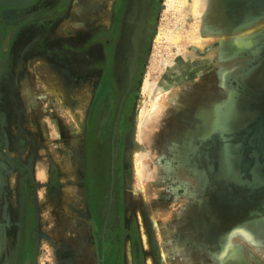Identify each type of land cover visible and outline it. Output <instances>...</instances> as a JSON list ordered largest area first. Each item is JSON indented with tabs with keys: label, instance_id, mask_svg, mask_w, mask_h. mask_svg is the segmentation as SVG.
<instances>
[{
	"label": "rangeland",
	"instance_id": "obj_1",
	"mask_svg": "<svg viewBox=\"0 0 264 264\" xmlns=\"http://www.w3.org/2000/svg\"><path fill=\"white\" fill-rule=\"evenodd\" d=\"M113 2L70 0L40 49L27 52L24 37L17 39L14 61L36 95L39 66L60 63L47 50L62 48L70 55L76 19L95 29L107 26ZM158 2L144 68L127 110L120 167L126 234L114 264H264V0ZM23 13L22 6L0 9L5 47ZM171 68L180 78L138 126L140 104L154 97L145 82L158 85ZM59 70L62 102L56 116L63 133L51 134V119L48 126L44 118L40 123L38 102V126L30 128L28 121L26 126L33 142L61 144L57 151L39 150V166L30 168L47 181L53 159L63 153L80 156L83 174L93 93L90 80L79 84L66 68ZM41 128L47 133L40 134ZM1 171L6 183L0 186V264H11L18 185L15 171L2 166ZM63 185L52 196L49 188L36 191L42 204L33 264H94L84 205L80 211L68 205L81 202L84 191L70 182Z\"/></svg>",
	"mask_w": 264,
	"mask_h": 264
},
{
	"label": "flooded vegetation",
	"instance_id": "obj_2",
	"mask_svg": "<svg viewBox=\"0 0 264 264\" xmlns=\"http://www.w3.org/2000/svg\"><path fill=\"white\" fill-rule=\"evenodd\" d=\"M69 2L32 0L23 5V15L14 22L19 23L18 30L8 38L6 47L0 43V51L7 50V54H0V186L6 183L1 166L16 172L18 185L17 217L11 222L16 229L11 264H33L32 245L38 225L36 191L41 186L30 169L39 155V144L32 141L33 132L25 126V117L20 112L19 83L25 75L14 61L17 39L24 37L27 52L40 49L48 33L65 17ZM158 3V0H114L109 25L95 29L85 19H76L79 28L75 30L72 46L67 48L70 55L61 53L62 48L47 50L57 55L60 63L55 62L62 72L66 68L79 84L90 80L93 89L86 117L84 170L80 180L84 191L81 213L87 219L94 264H114L126 234L120 167L128 128L127 110L144 68ZM125 91L128 92L117 114L120 94ZM40 134H46V130L41 128ZM8 142L11 150L7 151ZM60 145L57 143L56 150L61 149ZM57 162L58 165L52 164L54 168L46 182L50 195L57 192V175L63 164L72 166V158Z\"/></svg>",
	"mask_w": 264,
	"mask_h": 264
},
{
	"label": "crops",
	"instance_id": "obj_3",
	"mask_svg": "<svg viewBox=\"0 0 264 264\" xmlns=\"http://www.w3.org/2000/svg\"><path fill=\"white\" fill-rule=\"evenodd\" d=\"M42 66H39V72H41L42 76L39 79V96L36 95V93L34 91H32L31 85L29 83V80H26L25 78L22 79L19 83V102L21 104L20 106V112L23 115V117H25V119L23 118V120L25 121V126H27V123L29 122V127L33 128V127H37L38 126V122H37V110L35 109L34 103H39V107L38 110L40 112L39 115V120L40 123L42 122L43 118L46 119V123L49 121V119H51L50 122V126H52V131L51 134L53 135H57L59 133H63V123L61 121V119H58V117L56 116L57 113V109L56 106L62 102L61 98H59V92L61 93V91H59V89L61 88V79H57V72L59 70L58 65L56 63H50V64H41ZM60 71V70H59ZM60 74V73H58ZM63 75V73H62ZM63 77V76H61ZM43 78V79H42ZM31 82V81H30ZM38 98V100H36ZM60 99V100H59ZM45 113V116L43 117L42 114ZM52 115V117L50 116ZM29 116V117H28ZM29 118V120H28ZM28 121V122H27ZM46 126H48V123L46 124ZM47 133V132H46ZM46 144H41L39 145V149L38 150H48V148H50L49 150L51 151H57L56 150V145L57 143L53 142L52 144L48 145V142H45ZM60 145V144H59ZM50 146V147H49ZM5 149L11 150L10 147V142H8L6 144ZM62 158L65 157H70L72 158V166H68L67 164H63L62 170H60V172L57 175V190L60 192H62V188H63V183H73L76 187V190H83L82 188V183L80 180V176H81V159L80 156H78L76 153L75 154H62ZM40 157L37 156V158L35 159V163L34 165H36L35 167L38 168L39 166V162H40ZM60 159H53V161H55L53 164L54 165H58V162ZM41 165V163H40ZM67 165V166H66ZM73 174L74 176H72V178H70V176L67 178L68 174ZM39 171L37 172V175L35 174V180L41 184V186L39 188L45 187L47 188V185H42L45 183V179L41 178L40 174L38 177ZM66 177V179L64 178ZM65 179V180H63ZM71 179V180H69ZM68 180V181H67ZM52 196V194H51ZM83 199H84V195L83 198H81V202L79 201V199H76V201H72V203H68L71 204L72 207H78L79 211H80V203L81 205L83 204ZM39 207H41V202H38ZM84 205V204H83ZM69 206V207H71ZM75 211L77 214H80L79 212ZM40 212H42L40 210ZM39 213V212H38ZM45 218L49 219V216L47 213H45Z\"/></svg>",
	"mask_w": 264,
	"mask_h": 264
},
{
	"label": "bare ground",
	"instance_id": "obj_4",
	"mask_svg": "<svg viewBox=\"0 0 264 264\" xmlns=\"http://www.w3.org/2000/svg\"><path fill=\"white\" fill-rule=\"evenodd\" d=\"M28 0H0V2H27ZM179 3L182 5L185 0H178ZM169 6H171V3L169 2ZM175 36V35H174ZM158 39V36L156 37ZM178 71L176 69H169L168 72V79L162 81L158 85H150L147 81L145 82V86L149 87L150 90L154 93V97H150L149 103H141L139 106V111H138V126L141 124H144L146 121L147 116L149 115L150 110H153L154 106L157 105L156 103L162 102V100L166 99V94H167V88L170 83L178 81L180 78L177 75ZM178 77V78H177ZM145 88V87H144ZM140 158L139 155L136 154V169L140 166Z\"/></svg>",
	"mask_w": 264,
	"mask_h": 264
},
{
	"label": "water",
	"instance_id": "obj_5",
	"mask_svg": "<svg viewBox=\"0 0 264 264\" xmlns=\"http://www.w3.org/2000/svg\"><path fill=\"white\" fill-rule=\"evenodd\" d=\"M32 0H28L27 2H0V9L1 8H4V7H8V6H23V5H26L28 3H30ZM128 91H125L120 99H119V104H118V108H117V114L120 113V109H121V106H122V103L125 99V96L127 94Z\"/></svg>",
	"mask_w": 264,
	"mask_h": 264
}]
</instances>
